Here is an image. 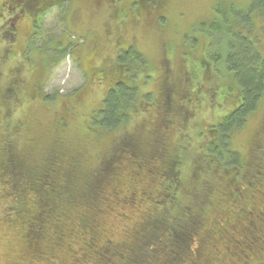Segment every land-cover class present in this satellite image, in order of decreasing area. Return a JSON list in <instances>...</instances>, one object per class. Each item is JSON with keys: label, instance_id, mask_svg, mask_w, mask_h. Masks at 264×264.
Listing matches in <instances>:
<instances>
[{"label": "rangeland", "instance_id": "obj_1", "mask_svg": "<svg viewBox=\"0 0 264 264\" xmlns=\"http://www.w3.org/2000/svg\"><path fill=\"white\" fill-rule=\"evenodd\" d=\"M21 1L0 0V140L8 133L16 135L14 152L24 167L43 164L50 151L56 149L58 136H62L64 146L59 149L76 156L79 176L85 178L125 135L139 137L140 151L158 137L173 151L181 146L180 178L182 185L188 187L190 169L209 138L207 129L240 100V91L224 64L230 41L238 42L250 33L249 38L264 61V15L253 13L249 24L240 17L249 12L250 0H147L144 8L137 0H64L61 7L49 8L40 17L37 28L36 18L20 10ZM232 22L233 36L226 29ZM7 28L12 34L10 41L4 34ZM35 31L38 36H34ZM56 41L72 54L49 67L46 52L53 50ZM119 54L135 71L129 86L137 88L139 99L151 95V103L132 111L128 124L120 131L98 139L89 131V122L115 83L114 64ZM95 67L102 73H96ZM163 85L172 92L174 102L184 100L188 116L179 121L175 118L159 137L164 119L155 102ZM9 86L14 87V94L7 101ZM41 90L49 100H41ZM259 141L264 144V95L257 110L232 135L229 149L246 155L249 147ZM260 156L264 168V149ZM134 170L132 163L122 169L118 181L121 196L113 195L112 188L103 196L109 206L98 218L99 230L117 243L127 241L151 213L148 203H141L135 209L120 210L128 218L115 217L116 204L132 184L129 176ZM142 179V188L154 190L157 182ZM131 188L138 189V185ZM228 188L226 177L214 181L216 199L211 196L206 200L201 213L205 222L222 217L229 204ZM259 191L264 192V187ZM256 200L262 203L263 198L258 196ZM8 202L0 195V264H35L33 256L24 254L22 229L2 222L4 203ZM246 204L250 205V200ZM75 234L67 240L68 247H58L52 255L56 257L54 263L45 255L40 264H74L73 252L85 254L79 234ZM215 241L213 237L214 245L205 251V261L200 264H242L227 252L224 241ZM48 246L51 245L45 243L41 247ZM248 264H264V251L256 249Z\"/></svg>", "mask_w": 264, "mask_h": 264}, {"label": "trees", "instance_id": "obj_2", "mask_svg": "<svg viewBox=\"0 0 264 264\" xmlns=\"http://www.w3.org/2000/svg\"><path fill=\"white\" fill-rule=\"evenodd\" d=\"M25 1H21L20 10L30 18H36V28L40 17L49 8L61 7L64 2ZM136 2L144 8L148 1ZM253 13L264 15V0H250L249 12L241 14V20L249 24ZM226 29L235 32L233 22ZM35 32L34 36L38 33ZM4 34L10 41L11 31L7 28ZM249 35L238 42L230 41L224 61L232 83L240 91L239 103L207 129L209 138L190 169L188 187L182 185L180 178L181 146L173 151L164 139L158 140V137L148 141V147L140 151L138 145H142L139 137L125 135L105 155L98 168L82 178L76 156L59 149L64 143L62 136H58L56 149L50 151L43 164L24 167L14 152L16 135L5 134L0 140V195L4 202H9L4 203L2 222L9 227L22 229L26 248L24 254L33 256L35 264L45 260V255L49 256L47 260L50 263H54L56 257L52 255L58 247H68L67 240L74 238L75 233L79 234L85 254L73 252L74 264H200L205 261V251L214 245L213 237L216 238L215 243L224 241L227 252L235 255L242 264H248L256 249L263 252L264 192L259 188L264 187V168H259L257 149L260 141L251 145L246 155L229 149L232 135L245 125L264 95V61ZM68 49L56 41L53 50L46 52L47 65L52 67L71 55ZM114 70L115 83L109 87L101 108L89 122V131L98 139L120 131L128 124L132 111L151 103V95L139 99L137 88L129 86L135 71L120 54ZM96 73L102 71L99 69ZM13 88L9 86L6 91L7 101L14 94ZM171 93L167 87H161L160 98L155 102L164 119L159 137H163L162 132L173 125L175 118L179 121L188 116L184 100L174 102ZM40 95L42 101L50 99L42 90ZM59 126L64 128V118ZM130 163L135 168L129 176L131 185L137 184L138 189H129L130 185L125 190L126 194L116 204L118 211L114 213L115 217L121 220L128 218L120 210H125V207L135 209L141 203H148L151 213L127 241L117 243L110 235H101L98 218L104 215L105 206H109L103 197L108 188H112L113 195L121 196L118 181L122 169ZM142 177L157 182L154 190L141 187ZM220 177L228 180L229 204L224 207V214L218 221L207 223L201 213L206 208V200L211 196L216 199L213 183ZM180 194L188 197V200L182 199ZM223 196L226 197V194ZM258 196L263 198L262 203L257 202ZM246 200H250L251 204L247 205ZM45 243L51 246L41 247Z\"/></svg>", "mask_w": 264, "mask_h": 264}, {"label": "flooded vegetation", "instance_id": "obj_3", "mask_svg": "<svg viewBox=\"0 0 264 264\" xmlns=\"http://www.w3.org/2000/svg\"><path fill=\"white\" fill-rule=\"evenodd\" d=\"M126 48L129 49V46L126 47ZM117 58H118V56H117ZM96 69H97L96 67L93 68V70H96ZM162 87H164V85ZM263 149H264V144L262 142H260L258 144V149H257L258 150V155H260L262 153ZM259 158H260V160H259V162H260L259 168H262L261 163H263V159L261 158V156Z\"/></svg>", "mask_w": 264, "mask_h": 264}, {"label": "bare ground", "instance_id": "obj_4", "mask_svg": "<svg viewBox=\"0 0 264 264\" xmlns=\"http://www.w3.org/2000/svg\"><path fill=\"white\" fill-rule=\"evenodd\" d=\"M25 1V0H24ZM6 3V2H5ZM25 3H26V1H25ZM38 3V2H37ZM52 5V4H51ZM36 6V5H35ZM25 8V7H24ZM28 9V8H27ZM47 9V8H46ZM29 10V9H28Z\"/></svg>", "mask_w": 264, "mask_h": 264}]
</instances>
